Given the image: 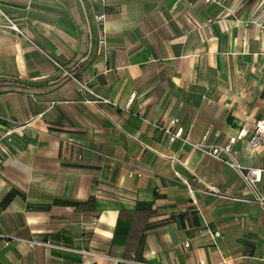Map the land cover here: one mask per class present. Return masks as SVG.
Wrapping results in <instances>:
<instances>
[{
    "label": "crops",
    "instance_id": "crops-1",
    "mask_svg": "<svg viewBox=\"0 0 264 264\" xmlns=\"http://www.w3.org/2000/svg\"><path fill=\"white\" fill-rule=\"evenodd\" d=\"M258 121L264 0H0V264H264Z\"/></svg>",
    "mask_w": 264,
    "mask_h": 264
},
{
    "label": "built area",
    "instance_id": "built-area-1",
    "mask_svg": "<svg viewBox=\"0 0 264 264\" xmlns=\"http://www.w3.org/2000/svg\"><path fill=\"white\" fill-rule=\"evenodd\" d=\"M206 3H217L221 4V0H204ZM109 11H105L99 15L95 16V21L101 26L102 33L105 34V23L108 18ZM210 22H212L210 20ZM5 29L17 32L23 35V32L17 26V24L7 19V22L3 24ZM100 45L102 47V53L104 57L108 55L109 52V42L106 38L100 41ZM78 87L80 92L84 95L85 103L88 104H109L110 101L95 92V90L91 87V85L87 82H78ZM31 125L30 122L24 124H18L13 129L6 131L3 135L0 136V162H3L9 156V145L14 141V135L17 130L29 127ZM165 132L168 135V143L170 145L174 144L176 141L182 139L183 137V129L177 126L176 121L171 122L170 128L166 129ZM247 137V133L245 131L239 132L236 136H233L229 139L226 144L223 145H214L208 146L205 148V152L211 156L212 158L221 161L223 163L228 164L232 167L238 175L244 179L249 187L255 191L256 187L262 182L263 170L250 168L247 171L239 164L238 156L239 151L236 149V145L238 142L242 141ZM249 144L252 149H256L258 147L264 146V121H258L255 124V130L253 134L249 137ZM66 154H64L65 156ZM261 204L264 207V200L260 199Z\"/></svg>",
    "mask_w": 264,
    "mask_h": 264
}]
</instances>
